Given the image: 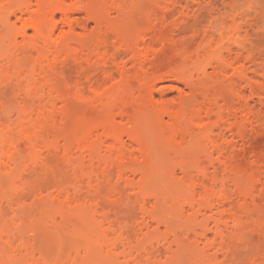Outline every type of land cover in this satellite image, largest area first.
<instances>
[{
	"label": "rangeland",
	"instance_id": "rangeland-1",
	"mask_svg": "<svg viewBox=\"0 0 264 264\" xmlns=\"http://www.w3.org/2000/svg\"><path fill=\"white\" fill-rule=\"evenodd\" d=\"M58 1L42 0V9L38 0L0 1V264H264V0H239L153 44L164 23L154 14L170 5L176 22L205 4L68 0L67 21ZM24 6L46 11H37L36 33L27 28L36 12L22 14ZM98 17L114 27L113 41L123 37L115 46L149 52L144 66L123 57V77L93 89L84 74L51 68L47 50L29 53L62 41L60 60L102 61ZM228 47L246 50L236 60ZM242 71L250 83L238 81ZM207 99L237 116L220 123L224 135L251 119L239 146H227L234 133L227 142L200 133L217 121L201 110ZM21 143L31 149L18 152Z\"/></svg>",
	"mask_w": 264,
	"mask_h": 264
},
{
	"label": "bare ground",
	"instance_id": "bare-ground-1",
	"mask_svg": "<svg viewBox=\"0 0 264 264\" xmlns=\"http://www.w3.org/2000/svg\"><path fill=\"white\" fill-rule=\"evenodd\" d=\"M0 1H3V0H0ZM5 1V0H4ZM15 1V0H14ZM42 0H38V2H39V7H41V9H42V5H41V2ZM67 1L68 0H59L58 2H60V6H59V10H57V12H61V14H64V16H66V20L68 21V20H70V13H72V3L70 4L71 6H70V10L69 9H67L68 8V5H67ZM76 0H74V2H75ZM142 1V0H141ZM153 2V1H155V0H143L142 2L144 3H147L148 2V4L150 3V2ZM186 2V3H189V2H195V1H197V2H199V4H201V3H204L205 4V6H203V8H204V12L203 13H193L192 15H190V16H188V15H185V12L184 13H181V12H183V11H181L180 13L183 15H181L180 16V20L179 21H177L176 19H175V21L176 22H174L173 20H170V19H172V16H173V14L175 15L176 13L175 12H177L178 14H179V11L176 9V8H174V7H172V6H170V5H167V6H165V8H164V11L162 12V13H156V14H154V16H155V19H158L159 20V18H160V20H162L164 23H162V25H160V27L156 30V34H155V38H154V41L152 42V44L154 43V42H164L165 41V39L166 40H170V38L169 37H171V38H173L175 35V38L176 37H179L181 34H184V35H186L187 34V30L188 29H190L191 28V26L193 27V29H196L195 27H197V25H198V27H199V24L202 22V20H207V18L209 19V18H212L213 16H215L216 17V15H215V13L217 14V13H220L221 12V10H222V7H225V6H227V5H230V6H232V5H235L237 2H240L239 0H172L171 1V3L175 6V5H181V3L182 2ZM71 2V1H70ZM73 2V3H74ZM201 2V3H200ZM30 5H32V3L30 4ZM61 5H62V7H61ZM66 5H67V8H66ZM74 5V4H73ZM25 7V9L22 11V8H21V10H20V12H22V14L25 12L26 13V11L28 12V14H29V12H31L30 10H28V6H24ZM30 8H31V6H30ZM58 8V7H57ZM75 8H76V6H75ZM91 7L89 6V8H86V10L89 12V15L91 14L90 13V11H92L91 9H90ZM41 9H39L38 8V10L37 11H41L42 12V10ZM83 9V8H82ZM82 9H80V10H82ZM88 9H90V11L88 10ZM120 8L118 7V9L116 10V11H120L121 12V9L119 10ZM73 10H75V9H73ZM79 10V9H78ZM37 11H35V12H32V14H29L30 16L31 15H33L34 13H35V15H33V18H31L30 17V19H31V21H30V19H29V22H28V25H27V28H31V29H33L34 31H35V33H36V31L38 32L40 29H41V27H42V21H43V16H42V13H46V11L44 10V8H43V11L44 12H42V13H40V16L42 17L41 19H42V21H41V19H40V16H38V13L39 12H37ZM120 12H119V14H120ZM24 13V14H25ZM50 13V12H49ZM73 13H74V11H73ZM94 13V12H93ZM52 14V12L49 14V15H51ZM95 14V13H94ZM117 14H118V12H117ZM214 14V15H213ZM45 15H48V14H45ZM48 15V16H49ZM53 16H54V13L52 14ZM96 15V14H95ZM177 15V14H176ZM184 15H185V17H184ZM213 15V16H212ZM217 15H219V14H217ZM188 16V17H187ZM47 17V16H46ZM49 17H51V16H49ZM73 17V16H72ZM173 17H175V16H173ZM214 17V18H215ZM52 18V17H51ZM102 18V17H101ZM179 18V17H178ZM91 19V18H90ZM99 19V17L97 18V20ZM96 19H95V21H96V30H98L99 31V33L97 32V37L96 38H94V46L93 45H91V47L93 46L95 49L97 48V51L99 52V55H101V56H97V57H101L100 59H102V61L100 62H98V63H94L92 60L94 59V58H91V56L89 57L88 56V58H90V59H88V58H86V60L84 61V60H81L80 61V59L81 58H79L80 56L79 55H75V56H68V57H66V58H64V59H62V60H60L61 59V57L63 56V55H66L67 54V50L62 46V41H56V42H54V43H52V45H50L49 46V49H46V48H48V47H46L45 46V43H44V46L46 47V48H44L43 47V44H39V45H36V46H34V47H30V52L29 53H31V54H36V52L37 53H43V52H46V50H47V52L44 54L43 53V55L46 57H44L45 59H46V62L47 63H49L48 65L51 67V66H53V67H51V68H56L55 70H61V73H64L65 75H67L68 73H73V71L74 72H76V73H79L78 75H81V76H83V74H84V77L85 78H87L86 80H88V85H89V83L91 84V86H90V88H93V89H95L96 87L98 88L99 87V84H102V83H107V81H109V82H112V80H115L117 77H119L120 75H121V77H123L122 76V74H124V72H125V69H126V62L124 63L123 62V60H124V58H126V56L127 57H129L130 56V61L128 60V62H139V64L141 65V66H144L145 65V63H146V60L148 59V56H149V52H147L146 53V55H143L144 57H142V55H141V58H139V54H138V52L135 50V49H133V47L132 48H130L129 46L128 47H126V46H124V47H121V46H123V45H121V46H117V44H116V46H115V41H117V39L119 40V38L120 39H122L123 40V37H121V36H119L120 34L119 33H121V32H119L118 31V36L117 35H115V37L117 38H115V41H113V38H114V34H113V32L115 33V31L113 30V28L114 27H112V29H111V27L109 28L108 26L106 27H104V29H103V26H102V24H104V22L103 23H101V22H99V20L97 21ZM105 20V22L106 21H108L107 19H103V21ZM169 20V21H168ZM67 21L65 22V25H66V23H67ZM173 21V22H172ZM53 22V23H52ZM57 23V20L56 21H51V31H47V33L45 34H43L42 36H40V37H42V40H43V42L46 40V41H48L47 39H48V36H49V38H51V36L50 35H53V33L55 32V30H57L56 28H57V26H56V23ZM167 22H170V23H167ZM205 22V21H204ZM69 23V22H68ZM80 24H82V23H80ZM113 24V23H112ZM69 25H70V27L68 26V28H70V35H73V33H76V32H74V27H73V23H69ZM85 25V24H84ZM84 25H80L81 27L82 26H84ZM105 25V24H104ZM88 26V25H87ZM116 26V25H115ZM201 26V25H200ZM80 27V28H81ZM117 27V26H116ZM82 28H85V30H86V26H84V27H82ZM81 28V29H82ZM95 29V28H94ZM192 29V30H193ZM23 30H25V29H23ZM27 30V29H26ZM25 32V31H24ZM24 32L22 31V33L24 34ZM27 32V31H26ZM25 32V33H26ZM186 33V34H185ZM189 33V32H188ZM27 34V33H26ZM26 34H24V36L26 35ZM99 34V35H98ZM122 34V33H121ZM172 34H175V35H172ZM178 34H180V35H178ZM209 34V33H208ZM28 35V34H27ZM26 35V36H27ZM38 35V34H37ZM66 35V34H65ZM81 35H84V34H81ZM81 35H80V37H81ZM87 35V34H86ZM171 35V36H170ZM211 35V34H210ZM25 36V37H26ZM76 36V35H75ZM169 36V37H168ZM182 36V35H181ZM45 37H47L46 39H45ZM65 37V36H64ZM73 37V36H72ZM83 37V36H82ZM167 37H168V39H167ZM209 38H210V36H208ZM77 38V37H76ZM76 38L75 39H73L74 41H76ZM86 38H87V36H86ZM211 38H214L213 36H211ZM25 39V38H24ZM69 39H70V37H69ZM78 39H80V38H78ZM39 40H41L40 38H39ZM41 40V41H42ZM95 40H96V42H95ZM113 42H112V41ZM212 41L211 39H208V41ZM73 41V42H74ZM79 41H81V40H79ZM88 41H91L90 43L92 44L93 42H92V37L91 38H89V40ZM39 43H40V41H38ZM37 42V43H38ZM82 42V41H81ZM87 42V41H86ZM86 42H84V43H81L82 45L80 46V49H81V51H86V49L87 50H89V53H88V51L86 52V54H92V52L94 51V48H93V50H90L91 48H90V43L88 42V44H86ZM119 41H117V43H118ZM124 42V41H123ZM36 43V44H37ZM114 43V44H113ZM35 44V43H34ZM33 44V45H34ZM70 45L68 46L69 47V49H71V48H73L72 46L74 45L73 43H69ZM73 44V45H72ZM78 44V43H77ZM84 44V45H83ZM79 45H80V43H79ZM125 45V44H124ZM75 46V45H74ZM84 46V47H83ZM238 47V46H237ZM241 47H243V46H241ZM32 48V49H31ZM75 48V47H74ZM117 48V49H116ZM227 48V47H226ZM229 49H227L228 50V53H229V55L230 54H232L233 55V53L236 55V60L237 59H239L238 57L239 56H241L242 55V51L244 52L245 50H246V48H240L242 51H239L240 49H238V48H236L237 50H234L232 47H228ZM235 48V47H234ZM45 49V50H44ZM245 49V50H244ZM27 50H29V49H27ZM43 50V51H42ZM100 51H101V53L102 54H100ZM238 51V52H237ZM137 54H136V53ZM240 52V53H239ZM28 53V54H29ZM41 53V54H42ZM227 53V54H228ZM30 54V55H31ZM104 55H106V56H103ZM229 55H227L228 56V58H230L229 57ZM231 55V57H233ZM156 56V60L158 61V60H160L161 61V59H162V57H160L158 54L157 55H155ZM124 57V58H123ZM157 57H160V59L158 58L157 59ZM242 57H243V55H242ZM225 58V57H224ZM123 59V60H122ZM231 59V58H230ZM240 59H241V57H240ZM232 60H233V58H232ZM156 61V62H157ZM160 61H158V63L160 62ZM95 62H96V60H95ZM235 62H237V61H235ZM161 63V62H160ZM217 64H218V62H216ZM221 63V62H220ZM223 63H226L227 64V61H224ZM225 64V65H226ZM233 64V63H232ZM216 66V65H215ZM214 66V67H215ZM213 67V68H214ZM221 67H222V65H221ZM223 68H225V67H223ZM221 69V68H220ZM217 70H219L218 68H217ZM217 70H215L216 72H217ZM222 70H224V69H222ZM225 70H226V68H225ZM220 71V70H219ZM246 73H247V71H246ZM225 74V73H224ZM240 74V73H239ZM69 75V74H68ZM218 75V74H217ZM249 75V74H248ZM248 75L247 74H245L244 73V71H242V73L240 74V75H238L239 76V78L240 79H238V81H240V82H243V81H245V80H247L248 82H249V80H251L250 78L248 79ZM120 77V78H121ZM237 78V77H236ZM246 78V79H245ZM233 79H235V78H233ZM232 79V80H233ZM179 80H182L181 82H185L186 83V85H187V83L189 82H186L187 81V79L185 80L184 79V77H179ZM236 80V79H235ZM243 80V81H242ZM246 81V82H247ZM236 81H234L233 83H235ZM239 82V83H240ZM245 82V83H246ZM190 84H191V82H189ZM188 83V84H189ZM229 83V82H228ZM250 83V82H249ZM189 84V86L188 87H192V84L190 85ZM230 84H231V80H230ZM238 85V84H237ZM82 86H83V90H85L86 89V84L85 83H83L82 84ZM252 87V86H251ZM196 88V87H195ZM191 90H192V88H191ZM29 101V100H28ZM208 101H210V99H207L206 101H204V103H203V107L206 105V103H207V105L202 109L201 108V110L203 111V110H205L206 111V114H207V118H210L209 120H211V117L213 116V117H216L217 118V121H215L214 123H212V125H209V126H207L206 128H204V127H201V129L202 128H204V130L202 129V131L200 132V133H204L203 135H205V132H206V134L208 133L209 135H210V133H211V135L212 134H217L218 136L220 135V134H218L217 132H219V133H221V135L219 136V139H221L222 140V138H225L226 137V135H224V133H223V131H224V127H223V129H222V127L221 126H223L222 124H220V123H223V120H224V123L226 122V121H230L232 118H236L237 119V116L234 114H232V113H229V114H227L225 117H224V115L222 116V109L220 108H218V107H216L215 105H217L216 103H208ZM213 101V100H212ZM26 102V101H25ZM264 102V101H263ZM29 103V102H28ZM248 103L249 102H247V106H248ZM261 104V103H260ZM263 104V103H262ZM264 105V104H263ZM263 105H262V108H263ZM264 109V108H263ZM220 116V118L218 119V115ZM215 115V116H214ZM217 115V116H216ZM223 118V119H222ZM246 120V121H245ZM222 121V122H221ZM244 122L245 123H243V127H244V130L243 129H239V126L237 127V125H233V126H231L232 128H230V130L229 129H226L225 131H227V130H229L231 133H230V135H232L233 136V139H231L230 141L228 140V139H226L225 138V141L227 142V140H228V142H227V146L228 147H230V148H235V147H237V146H239V144L237 145V140L235 139V137L238 139V138H240V139H244L245 137V135H246V131H247V129H245V127L247 128V126H248V124H251L252 123V121H251V119L250 118H245L244 119ZM247 124V125H246ZM234 126H236V128L234 127ZM229 128V127H228ZM233 128L235 129V132H234V130H233ZM236 129H237V131H236ZM238 129H239V131H238ZM199 130H200V128H199ZM246 130V131H245ZM243 131L245 132V133H243ZM238 132V133H237ZM191 133V132H190ZM223 133V134H222ZM207 134V135H208ZM245 134V135H244ZM210 135V136H211ZM229 134L227 135V136H230ZM188 136V135H187ZM206 136V135H205ZM213 136V135H212ZM212 136H211V138L209 137V136H207V138H208V140L209 139H211L212 140ZM189 137V136H188ZM222 137V138H221ZM215 138V137H214ZM213 138V139H214ZM237 141V142H234L235 140ZM187 140V139H186ZM215 141H216V138H215ZM224 141V140H223ZM240 141V140H239ZM22 142H24V141H22ZM26 142V141H25ZM212 142V141H211ZM28 143V144H27ZM27 145L28 146H31L32 144H31V140L30 139H27ZM239 143V142H238ZM22 144L23 143H21V145L19 144V145H17V147H16V144H14V147L18 150V152L19 151H23L22 149H21V146H22ZM26 144H24V145H26ZM28 146H22V147H24V149H26L25 151H28L29 149H31V147H28ZM12 147H13V145H12ZM29 149H28V148ZM15 148H13V150L15 149ZM28 149V150H27ZM16 151V150H15ZM25 151H23V152H25ZM243 151H246L245 150V148H244V150ZM17 152V151H16ZM215 163V161H212V163ZM211 164V163H210ZM3 165V164H2ZM4 166L5 165H3L2 167L4 168ZM6 166H8V165H6ZM213 166H215L214 164H213ZM0 168H1V165H0ZM10 168V167H9ZM216 168H218L217 166H216ZM221 168V167H220ZM215 169V168H214ZM5 170H7V169H5ZM216 170V169H215ZM3 171V170H2ZM8 171H9V169H8ZM217 171H219L218 169H217ZM215 172L216 174L218 173V172ZM8 173V172H7ZM206 178V177H205ZM216 186V185H215ZM213 188V187H212ZM211 188V189H212ZM215 189V188H214ZM222 200H225V198L224 199H222ZM220 201V200H219ZM226 201L227 200H225L224 201V206H225V204H227L226 203ZM223 202V201H222ZM223 204V203H222ZM215 205H218L217 203L215 204ZM219 206V205H218ZM211 207H212V205H211ZM221 207H223L222 205H221ZM208 209H209V206L207 207ZM212 208H215L214 207V204H213V207ZM211 208V209H212ZM211 209H209V210H211ZM204 210H205V208H204ZM203 210V211H204ZM218 210V209H217ZM202 211V212H203ZM202 212H200V213H202ZM205 212V211H204ZM208 212V211H207ZM211 211H209V213H210ZM206 215V214H205ZM219 220V219H218ZM223 225V224H222ZM225 227V226H224ZM226 228V227H225ZM221 231H223L222 229H220ZM205 235V234H204ZM205 237V236H204Z\"/></svg>",
	"mask_w": 264,
	"mask_h": 264
}]
</instances>
